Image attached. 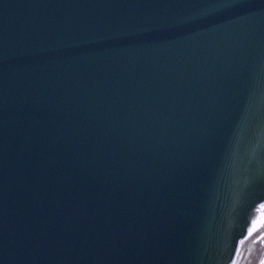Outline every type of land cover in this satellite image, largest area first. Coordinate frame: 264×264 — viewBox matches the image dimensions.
Listing matches in <instances>:
<instances>
[{
  "label": "water",
  "instance_id": "95a60500",
  "mask_svg": "<svg viewBox=\"0 0 264 264\" xmlns=\"http://www.w3.org/2000/svg\"><path fill=\"white\" fill-rule=\"evenodd\" d=\"M262 204L264 0H0V264H233Z\"/></svg>",
  "mask_w": 264,
  "mask_h": 264
},
{
  "label": "rangeland",
  "instance_id": "374dc122",
  "mask_svg": "<svg viewBox=\"0 0 264 264\" xmlns=\"http://www.w3.org/2000/svg\"><path fill=\"white\" fill-rule=\"evenodd\" d=\"M261 220L262 219H260V221ZM255 225H257V221H256ZM247 242L248 241H246V240L241 242L238 254H237L236 259L233 262V264H260L261 258H260L259 262H257V260H258L257 254L259 252L258 247H257V243L254 242L250 246H247L248 245Z\"/></svg>",
  "mask_w": 264,
  "mask_h": 264
},
{
  "label": "trees",
  "instance_id": "16d2710c",
  "mask_svg": "<svg viewBox=\"0 0 264 264\" xmlns=\"http://www.w3.org/2000/svg\"><path fill=\"white\" fill-rule=\"evenodd\" d=\"M256 227H257V225H255L251 229L249 235L243 241H245V240L248 241L247 246H250L254 242L257 243V247H258V251H259L257 254V257H258L257 262H259L260 258L262 260L263 256H264V243H262V241H264V222L260 226H258L257 228ZM256 238H257V240H256Z\"/></svg>",
  "mask_w": 264,
  "mask_h": 264
},
{
  "label": "built area",
  "instance_id": "2783aa9c",
  "mask_svg": "<svg viewBox=\"0 0 264 264\" xmlns=\"http://www.w3.org/2000/svg\"><path fill=\"white\" fill-rule=\"evenodd\" d=\"M262 212L264 213V204H262V205H261V208H260V213H262ZM260 213H259L258 218L255 220V222H256L257 220H260L261 218L264 217V214L261 215Z\"/></svg>",
  "mask_w": 264,
  "mask_h": 264
},
{
  "label": "snow or ice",
  "instance_id": "6c2138e0",
  "mask_svg": "<svg viewBox=\"0 0 264 264\" xmlns=\"http://www.w3.org/2000/svg\"><path fill=\"white\" fill-rule=\"evenodd\" d=\"M260 264H264V260H261V261H260Z\"/></svg>",
  "mask_w": 264,
  "mask_h": 264
},
{
  "label": "flooded vegetation",
  "instance_id": "af4514ba",
  "mask_svg": "<svg viewBox=\"0 0 264 264\" xmlns=\"http://www.w3.org/2000/svg\"><path fill=\"white\" fill-rule=\"evenodd\" d=\"M257 228V227H256ZM256 240H257V238H256ZM262 243H264V241H262Z\"/></svg>",
  "mask_w": 264,
  "mask_h": 264
},
{
  "label": "bare ground",
  "instance_id": "6f19581e",
  "mask_svg": "<svg viewBox=\"0 0 264 264\" xmlns=\"http://www.w3.org/2000/svg\"><path fill=\"white\" fill-rule=\"evenodd\" d=\"M261 215L263 214V212L262 213H260Z\"/></svg>",
  "mask_w": 264,
  "mask_h": 264
}]
</instances>
